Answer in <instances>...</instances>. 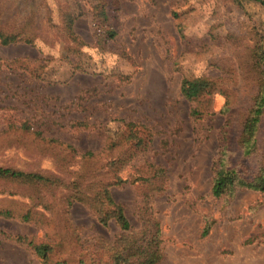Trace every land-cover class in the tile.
Returning <instances> with one entry per match:
<instances>
[{
  "label": "rangeland",
  "instance_id": "1",
  "mask_svg": "<svg viewBox=\"0 0 264 264\" xmlns=\"http://www.w3.org/2000/svg\"><path fill=\"white\" fill-rule=\"evenodd\" d=\"M45 2L54 24L58 6L74 15L73 29L82 50L67 53L65 39L46 33L33 45L0 44V166L50 176L67 172L61 178L71 181L82 169L85 151L98 153L107 141L123 145L132 128L143 139L148 135L149 146L120 170L122 182L110 191L133 229L140 226L138 202L147 197L162 239L158 264H264V190L240 187L220 197L211 194L218 136L226 120L222 108L227 103L233 110L232 139H236L256 87L252 50L264 40V4L258 0ZM100 4L106 25L115 32L101 49L92 22ZM26 7L16 0L13 9L25 12ZM41 9L42 22L46 9ZM198 76L223 80L227 90L213 92L211 113L199 119L192 115L196 102L180 91L184 77ZM257 135L259 146L253 155L244 156L238 148L230 160L252 171L259 167L264 159V117ZM65 145L75 149L72 156ZM147 164L162 173L159 189L152 187L153 179L132 181ZM63 192L56 189L53 213L38 207L44 221H25L21 214L46 189L0 180V211L15 213L0 214V264H43L15 237L47 240L49 231H56L55 224L62 233L68 230L66 219L79 228L84 243L98 237L112 239L119 232L113 219L99 223L80 202L66 214L59 204ZM69 244L71 253L79 251L74 241Z\"/></svg>",
  "mask_w": 264,
  "mask_h": 264
},
{
  "label": "trees",
  "instance_id": "2",
  "mask_svg": "<svg viewBox=\"0 0 264 264\" xmlns=\"http://www.w3.org/2000/svg\"><path fill=\"white\" fill-rule=\"evenodd\" d=\"M22 1L27 5L25 12L13 9L16 0H0V44L33 45L46 33L47 36L56 34L65 39L67 53L79 54L81 52L82 42L74 32L75 17L72 13L58 6V24H54L49 9L46 8L45 0ZM42 1L43 5H40ZM258 1L264 4L263 0ZM41 7L43 10L46 9L42 22L40 21ZM95 9L92 22L96 45L101 49L109 39L114 37L115 32L109 25H106L107 15L103 4L98 5ZM8 14L11 17L8 18ZM258 42L255 43L252 50L253 66L257 75L256 87L249 100L248 111L240 124L236 139H232L233 118H235L233 110L227 103L222 108L226 120L219 132V152L212 169L211 194L215 197L231 194L240 187L264 190V159L254 171L238 164L237 161L230 160V153L233 154L238 148L244 156H250L259 146L257 134L264 117V40L261 43ZM73 67L75 68L76 65ZM224 84L223 80L207 76L184 77L182 79L181 94L188 100L196 102V106L192 108V115L195 118L199 119L211 113L209 110L211 95L215 91L227 93L226 88H223ZM25 125L22 123L21 127H26ZM128 132L129 134L123 137V145L107 141L104 150H100L98 153L91 150L85 151L79 165L82 169L71 181L65 182L61 178L67 176V172L64 173V176H50L34 171L0 166V180L41 186L46 189L45 195L32 198L30 206L21 214V218L25 221L41 222L46 219L38 207L53 213L57 208L56 189H60L64 192L61 194L59 204L66 214H69L70 207L74 202H80L89 208L99 223L105 225L110 219H113L119 227V232L112 239L98 237L87 243L80 242L79 228L72 225L68 219L65 221L68 230L64 233L58 231L59 227L53 220L56 231H49L47 240L36 241L27 236H16L15 238L19 242L32 248L43 264H158L161 260L163 251L160 227L148 209L147 197L142 196L138 202L140 226L133 229L122 205L116 202L111 195L110 187L122 182L119 177L120 170L149 146L148 135L143 139L142 135H136L132 128ZM46 140L51 144L57 143L53 139ZM65 146L66 149L71 150L69 154L72 156L75 149L70 145ZM91 167L96 168L89 169ZM158 170L147 164L146 171L142 168L141 171L138 169L136 173H141V175H136L132 181L142 180L144 183L151 182L150 180L153 179L152 187L159 189L163 176ZM50 188L54 190H50ZM0 214L12 216L15 213L13 210L5 209L0 211ZM69 241L78 244L79 251L71 253L68 248ZM70 253L74 255L73 258Z\"/></svg>",
  "mask_w": 264,
  "mask_h": 264
}]
</instances>
